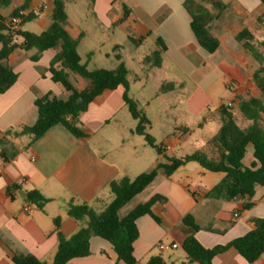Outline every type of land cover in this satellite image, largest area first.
I'll use <instances>...</instances> for the list:
<instances>
[{
    "label": "crops",
    "instance_id": "1",
    "mask_svg": "<svg viewBox=\"0 0 264 264\" xmlns=\"http://www.w3.org/2000/svg\"><path fill=\"white\" fill-rule=\"evenodd\" d=\"M85 1L91 4L97 26L81 28L67 12L65 28L72 38L80 39L79 54L82 62L85 57L84 64L90 70H114L118 67L116 55L123 54L125 50V45L119 42L120 36L130 45H142L150 40L155 45L154 51L159 48L160 40L165 46L162 66L155 68L158 72H153L151 69L154 67L146 66L143 59L140 64L144 74L135 75L134 83H143L148 77L145 73L150 72L155 75L158 90L164 84L174 86L173 90L162 94L187 90L189 108L197 117L204 115L212 106L219 112L224 101L217 105L214 92L222 86L231 94L230 101L224 104H232L233 108H238L237 97L261 98V91L252 79L260 68L259 64L256 66L253 57L244 49L235 51L227 43L231 36L245 28L254 33L256 40L264 41V5L260 0H222L228 9L217 23L220 46L213 54H208L198 44L184 0ZM23 3L24 0H11L8 5L0 3L1 14L8 17ZM119 3L122 11L118 8ZM43 4H47L49 9L33 20L40 33L52 24V3L50 0H33L28 9L31 12ZM118 47L122 49L117 51ZM37 53L36 49L30 52L16 50L10 56L7 65L18 74V81L0 95V142L6 141L4 148H7L9 157V161H5L1 154L3 146L0 145V264H15L14 257H34L45 264H52L59 245V232L71 237L87 225L86 220L76 221L69 215L71 205L86 203L95 212H102L111 201L110 184L113 181L123 177L134 179L160 164H170V145H161L170 149L158 154L157 158H148L146 149L150 146L135 138L138 137L134 133L138 121L125 103V94L138 104L140 101L133 93L130 70L128 90L122 85L115 90H107L89 105L81 119L86 138L75 137L62 125L52 127L35 141L28 135L26 143L22 142L25 136L8 135L12 129L36 124L37 98L48 94L58 98L69 95L61 84L51 79L48 71L56 52L45 51L34 62L31 57ZM99 57L104 65L97 66L96 62H101ZM71 80L80 85L78 89L88 83L73 74ZM262 117L264 122V114ZM235 119L244 121L242 126L249 125L243 116ZM180 133L185 136L189 129L185 128ZM188 167V164L182 167L186 170L182 178L176 176L181 168L170 178L160 172L145 191L120 210L119 215L124 218L156 194L168 199L153 208L161 224L149 215L137 221L139 239L135 244V255L138 264H147L151 257L157 255H161L168 264H200L189 260L182 248L185 239L194 236L207 249L226 246L252 231L253 219L264 218V187L257 188L252 200L209 198L207 193L224 176H212L207 180L199 168ZM22 178L26 182L20 184ZM31 191H39L50 202L42 209L34 204V213L27 214L24 212L25 205L29 203L26 194ZM249 202L253 206L245 210L244 206ZM187 215L195 218L201 227L199 231L184 224ZM57 218L60 219L59 231L54 222ZM214 221L235 223L225 233L217 234L206 230ZM159 243L176 244L178 247L160 251ZM90 245L91 254L74 259L71 264H125L119 261L108 241L94 236ZM211 264H264V254L257 262L249 263L237 250L230 248L217 255Z\"/></svg>",
    "mask_w": 264,
    "mask_h": 264
},
{
    "label": "trees",
    "instance_id": "2",
    "mask_svg": "<svg viewBox=\"0 0 264 264\" xmlns=\"http://www.w3.org/2000/svg\"><path fill=\"white\" fill-rule=\"evenodd\" d=\"M33 0H24L20 9L15 10L10 16L1 14L0 7V95L6 93L18 81V74L7 65L10 56L16 50L30 52L34 49L37 55L31 59L37 62L41 55L48 50L56 52L49 67L51 79L61 84L67 93V98H58L48 94L37 98L35 104L38 109V120L34 126H24L18 130H10L8 135L15 137L32 136L35 141L45 135L52 127L64 126L77 138H86L82 125V117L88 111L89 105L107 90H115L119 86L129 89V70L123 62L121 53L116 55L119 65L116 69L90 70L87 64L82 62L79 54L80 39L72 38L65 28L68 20L66 0H50L52 3V24L40 34L19 31L14 32L9 20L12 16H18L21 11H28ZM264 5V0H260ZM11 0H0L3 5L10 4ZM184 7L191 16L192 32L202 49L208 54L215 53L220 46V32L217 23L228 9V5L222 0H184ZM35 19L33 15L23 18L22 27ZM135 42V41H134ZM136 43V42H135ZM227 43L237 51L244 49L259 64V70L253 74V81L261 91V98L237 97L238 109L247 126L240 125L235 119L233 107L224 103L219 108L221 126L217 133L209 139L205 146L186 155L181 159L169 158L170 164H160L157 168L144 172L136 178L123 177L110 184L111 201L101 213L95 212L88 204L71 205L69 215L76 221L86 220L87 225L82 227L71 237H65L59 232V245L53 257L52 264H71L77 258H84L91 254V239L94 236L108 241L118 255L119 261L125 264H138L135 255V244L139 239L137 221L146 216H151L158 224L160 218L154 213L153 208L158 204L167 202V197L156 194L145 203L136 206L126 217L121 218L119 212L132 202L157 178L160 172L166 177H172L180 168L188 163H198L210 173H223V179L208 193L209 198L217 200L249 199L255 197L258 187H264V41L256 40L254 33L248 28L231 36ZM158 49L146 55L143 63L146 66L160 68L163 61L165 46L158 41ZM118 47L116 50L120 51ZM71 74L87 80V85L78 89L71 80ZM174 89L173 85L164 84L159 94L167 93ZM125 103L133 118L138 121L134 133L144 138L148 146L155 149L159 155L163 153L162 146L155 143L148 133L150 121L139 108V104L125 94ZM187 132V131H185ZM6 141L0 142L3 146L2 156L9 161ZM253 147V156L256 162L251 167L243 165L248 147ZM26 199L43 208L49 199L39 191H31L26 194ZM253 206L252 202L245 204L248 210ZM238 215L235 216L237 219ZM56 229L59 231L60 219H55ZM184 224L194 231L201 227L196 223L192 215L184 218ZM235 221H214L206 230L223 234ZM254 229L243 237L233 240L229 245L217 246L212 249L203 247L199 241L190 236L182 243L189 260L200 264H211L213 259L230 248L237 250L249 263L257 262L264 254V218L252 220ZM15 264H45L34 257H14ZM147 264H168L161 255L153 256Z\"/></svg>",
    "mask_w": 264,
    "mask_h": 264
},
{
    "label": "rangeland",
    "instance_id": "3",
    "mask_svg": "<svg viewBox=\"0 0 264 264\" xmlns=\"http://www.w3.org/2000/svg\"><path fill=\"white\" fill-rule=\"evenodd\" d=\"M66 1L67 12L69 16L75 20L77 25L85 29L97 26V22L92 17L90 2H86L85 0ZM118 8L122 11L120 3L118 4ZM23 29L24 31L32 33L41 32L40 29L36 28V21L26 23L23 26ZM118 34L120 35V33ZM119 42L125 45V50L122 56L123 61L128 66V70L131 71L129 78L132 81L135 75L144 74L140 62L146 55H150L154 52L155 45L150 40L144 42L142 45H130L122 36L119 37ZM99 58L101 59V62H96L97 66L104 65L102 58ZM85 61V57L83 56V63ZM254 64L258 66L256 61H254ZM90 68L92 69L93 66H90ZM151 70H153V72H158L155 68H152ZM145 74L148 77H145L143 83H134L133 81L131 83L133 85V93L140 101L139 108L143 110L151 122V126L148 128V133L153 137L156 145L171 146L172 149L168 153L169 158L181 159L186 155H191L196 149L205 145L219 130L221 126V116L219 112L212 108V106L206 109L204 115L197 117L189 108V93L187 90L178 89L175 93L158 95L159 90L155 75L150 72ZM72 81L77 88L80 87L77 82L74 80ZM230 95V92L222 86V88L214 92V99L217 102V105L223 101L227 104L230 101ZM232 111L236 118L243 116L238 108H233ZM237 122L240 125H245L242 120H238ZM262 125L264 127V122ZM185 128L189 129V133L182 136L180 132ZM135 138H139L141 142H145L142 137L138 136ZM28 141V135L22 138V142L26 143ZM146 155L148 158H157L158 152L151 147H147ZM254 162H256V160L253 156V147L249 146L247 154L243 160V165L251 167ZM188 166V168H199L198 170L206 174L207 180L208 178H213L212 176H216V178L218 175L224 176L223 173H210L197 163H188ZM185 172L186 170L181 168L176 176L182 178L185 176ZM179 252H183V250L179 249Z\"/></svg>",
    "mask_w": 264,
    "mask_h": 264
},
{
    "label": "built area",
    "instance_id": "4",
    "mask_svg": "<svg viewBox=\"0 0 264 264\" xmlns=\"http://www.w3.org/2000/svg\"><path fill=\"white\" fill-rule=\"evenodd\" d=\"M47 9H49V6L47 4H43L40 8L34 9L31 12L30 11H21L18 16H12L10 18L9 25L14 32H19L22 30L23 18L27 17L28 15H33L35 18L39 17ZM228 106H232V104H228ZM168 149H170V148L169 147H163L162 148V150L164 152L167 151ZM33 159H35V158H33ZM25 182H26V180L24 178H22L20 180V184H23ZM35 209H36L35 205L33 203L29 202L25 205L24 212L27 214H33ZM177 247H178V245H176V244H173L172 246H168V245H165L163 243L158 244V249L160 251H165V250H168L171 248L176 249Z\"/></svg>",
    "mask_w": 264,
    "mask_h": 264
}]
</instances>
